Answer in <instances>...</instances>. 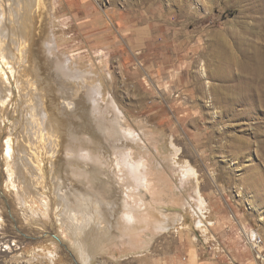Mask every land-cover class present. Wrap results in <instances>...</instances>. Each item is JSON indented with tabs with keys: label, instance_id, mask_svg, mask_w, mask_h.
I'll use <instances>...</instances> for the list:
<instances>
[{
	"label": "rangeland",
	"instance_id": "obj_1",
	"mask_svg": "<svg viewBox=\"0 0 264 264\" xmlns=\"http://www.w3.org/2000/svg\"><path fill=\"white\" fill-rule=\"evenodd\" d=\"M26 1L29 11L32 0ZM33 15L30 53L22 55L19 85L14 82L19 103L13 94L8 100L0 95V264H150L157 258L148 244L125 242L108 206L121 188L111 169L114 143L103 136L113 117L106 112L111 120L99 124L90 115L88 94L98 84L103 108L113 99L139 133L156 132L161 153L174 151L170 140L179 148L177 167L156 156L171 174L175 193L188 197L199 188L204 198L203 205L192 199L183 208L167 199L156 203L184 220L150 240L152 246L172 248L177 236L189 233L209 237L216 226L195 229L194 213L205 210L211 221L210 199L238 216L234 231L245 225L264 238V0H36ZM45 39L54 43L50 52ZM59 60L79 78L59 73ZM35 88L36 128L29 124ZM21 115L26 127L14 133L12 118ZM61 122L83 136L84 147L104 153L102 165L84 159V166L77 155L75 165L87 169L74 174ZM8 135L25 144L29 169L5 152ZM126 142L143 151L141 144ZM185 164L196 175L180 187L178 165Z\"/></svg>",
	"mask_w": 264,
	"mask_h": 264
},
{
	"label": "bare ground",
	"instance_id": "obj_2",
	"mask_svg": "<svg viewBox=\"0 0 264 264\" xmlns=\"http://www.w3.org/2000/svg\"><path fill=\"white\" fill-rule=\"evenodd\" d=\"M35 1L36 0H32V6H30L31 2H28L30 6V9L28 11L26 7V2H27L26 0H0V95L4 93L6 96V100H8L10 97H12L13 94V100H16L15 102L18 103H19L18 100L19 96L17 98V95L19 93L16 95L15 90L16 88L18 89V87L15 86V83L19 85L18 82H20V78L16 77V72L21 70L20 64L23 62L22 55H26L30 53V45L35 35V29H34L35 16L33 15L35 9ZM43 47L46 52L48 51L50 52V50L54 48V43L51 42L49 39L47 40L45 39ZM5 64L8 65V67L10 68L9 70L6 69L7 66ZM26 66L28 69H30V66H28V64ZM56 69L59 73L63 75L70 74L71 77L74 76L77 78H79L80 75L78 71H73L69 69L67 64L65 62L63 63L61 60L58 61ZM30 79L31 78H29L28 80ZM11 80L13 81V83L14 82L15 83L13 84ZM32 83H34L33 80ZM30 84L31 83H29V85ZM31 87L34 88L33 85H31ZM32 95L34 96L29 97L32 100V104L31 105L29 104V107L31 108V110H34L35 113L30 114L29 124H32V127L36 128L40 126L39 117H38L40 106H38L39 102L34 101L35 97L38 95L36 88ZM88 96L90 97L92 102V109L90 115L92 116V118H94V120H96L95 121L96 123H98L97 122L98 120L100 124V119L101 120L103 119L104 122L105 120L106 122L108 120L109 121L111 120L110 118H107V116L105 115L106 112L113 117L112 119L113 122L112 120L110 122L112 124L109 125V123H107L108 125H106V128L110 130L109 133L108 131H106L107 129L105 130L104 125L103 127H100L102 132L105 130V132L108 133V134H104L105 132L103 133L104 139L105 140L108 139L110 140V142L112 141L114 143V145H112V147L114 148L113 150L114 152L112 153L113 157L111 158L112 160L111 169H113L112 174L115 176V180L117 181L119 188H121L120 196H118L116 201H113L110 204H108V206H110L113 213H115L113 218L115 217L117 218L116 220L117 229L118 231L121 232V237L127 239L125 240V242L129 241L135 247L143 248L147 244H149L154 233L158 231V229H168L169 227H173L177 225L182 218V214H180L177 211L164 212L158 209L156 203L166 202L165 200L167 199L168 202L170 201L174 205L183 208L185 205L188 204L189 200L192 199L198 201L201 205H203L205 202L204 198L202 197L199 188L192 189V191L187 194L188 197L183 193L182 195L180 194V196L179 194H176L175 193L176 191L174 190L175 186L174 184H172L174 181L171 179V174L169 173V171L165 169L163 162L156 159V156H160V158H162L163 161L165 162L164 164H166L169 168L170 166L177 167V164H175V158L176 156L179 155V148L175 146L172 140H170L169 146L174 151H168V153H161V151H159L160 149L158 146L163 140L157 138L158 136H156L155 134L156 132L154 133L150 129H142L143 132L142 130L141 132L145 136L144 138H142L143 135L128 123L125 113L113 99H111L110 102L106 105V107L103 108V106L99 103L100 100L99 84L95 85V87L90 88V94H88ZM2 102H3L2 98H0V104H3ZM33 102L35 103L33 104ZM25 107L27 106L25 105ZM12 119L15 125V130L13 129L14 133L18 132L20 126L24 128L26 127L22 115L19 118L14 117ZM61 123H62L61 125L62 131H60V133L62 132L63 135L67 136L66 137L68 139L67 142H69L68 149L73 154V157L70 158L68 161L69 164L73 166V169H75L74 174L76 176L77 175L80 176L83 173L86 174L85 171L87 169V168L85 169V167L79 166L78 164L75 165V158L77 155H80V157H82L81 159L84 161V166L87 165V161L89 162L91 161L93 163L96 162L102 165L99 156L102 155L101 157H104V153L101 154V150H99L100 151L99 153L101 155L94 154L90 148L88 149L84 147L83 140L81 138L83 136L80 137L75 132H73L74 129L70 131V128H67V126L66 127L63 126L64 122ZM53 126L54 124L52 126L51 125L49 126L50 131L51 128H53ZM3 136L5 137V135ZM3 136L2 138H4ZM56 136H57L56 138H59L58 134ZM85 137L86 136H84V138ZM7 138L8 139L5 140V144H6L5 152L12 157V160H14L16 165H18L17 164V160H18L20 161V163H22L23 166H26L28 164L27 168L29 169L30 168V162L28 160L29 151H27V149L25 148V144L23 142H20L22 140L15 141L16 137L14 136L8 135ZM89 139H92L94 141L96 140L93 137ZM122 139L123 141L125 140L131 141L136 146L141 144L140 146H142L141 148L143 151L140 150L141 152L138 151L136 152V149L132 147V145L127 144L128 142L126 141L125 144L122 143L123 144L122 147L120 146L121 144L119 145L118 143H117L118 145H115V142H118ZM146 141L151 142V145H153V147L157 151V153L154 151L157 155H155V153L154 155L153 153H151L150 147H148L150 143L147 144ZM95 142H98V144H100L101 147L104 146V143L99 140ZM20 145H23L24 150L20 149ZM23 158H25V161H23ZM84 159L87 161H85ZM105 160L106 159H103L104 162ZM105 166H108V163L107 165L105 164ZM178 167L181 169L180 187H183L185 182L189 178L196 175V172L195 169H193L188 164L181 166L178 165ZM175 194L178 195V197H176ZM81 201L82 200H80V202ZM83 202H81L82 205ZM98 203L101 205L103 201L99 199ZM100 208L101 207H97L96 205L95 214L97 215V219L99 218V216H101L100 214L102 213L101 212L102 209ZM117 216H121V217H117ZM86 217L88 219L91 218L90 214L86 215ZM119 218H121V220H119ZM100 223L102 222L100 221ZM113 224L112 223L110 224L111 229H114ZM109 236L111 237V235Z\"/></svg>",
	"mask_w": 264,
	"mask_h": 264
},
{
	"label": "crops",
	"instance_id": "obj_3",
	"mask_svg": "<svg viewBox=\"0 0 264 264\" xmlns=\"http://www.w3.org/2000/svg\"><path fill=\"white\" fill-rule=\"evenodd\" d=\"M207 203L211 206L209 217L212 219V225L216 226V230L211 232L209 237L205 238V234H201L203 240L206 242L209 239V242L204 244L198 236L200 234L189 233L177 236L172 248L162 244L152 246V239L159 238L167 231L158 229L146 246L149 251L152 249L157 251V258L150 264H257L251 249L243 242L240 232L232 229V222H236L238 216L233 213L225 214L218 208L219 202L216 199H210ZM183 220L184 216L181 223ZM243 226L246 229L245 225ZM218 246L224 251H220Z\"/></svg>",
	"mask_w": 264,
	"mask_h": 264
},
{
	"label": "built area",
	"instance_id": "obj_4",
	"mask_svg": "<svg viewBox=\"0 0 264 264\" xmlns=\"http://www.w3.org/2000/svg\"><path fill=\"white\" fill-rule=\"evenodd\" d=\"M206 211L194 213V216L196 217L195 223H194V228L198 230H203V227L208 228L209 226L212 225V221H209L206 219ZM240 234L243 242L251 249L253 256L255 260L257 261V264H264V238L263 236L254 228L249 227V228H241L240 229ZM204 244L206 242L203 240L202 235H198ZM198 238V237H197ZM218 249L220 251H224L218 246Z\"/></svg>",
	"mask_w": 264,
	"mask_h": 264
},
{
	"label": "water",
	"instance_id": "obj_5",
	"mask_svg": "<svg viewBox=\"0 0 264 264\" xmlns=\"http://www.w3.org/2000/svg\"><path fill=\"white\" fill-rule=\"evenodd\" d=\"M53 236L58 239V237H56L55 235H53Z\"/></svg>",
	"mask_w": 264,
	"mask_h": 264
}]
</instances>
